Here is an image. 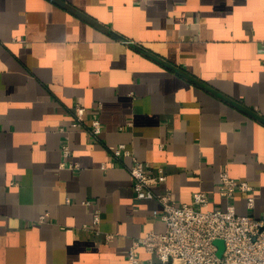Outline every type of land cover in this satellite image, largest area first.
Wrapping results in <instances>:
<instances>
[{"label": "crops", "instance_id": "obj_1", "mask_svg": "<svg viewBox=\"0 0 264 264\" xmlns=\"http://www.w3.org/2000/svg\"><path fill=\"white\" fill-rule=\"evenodd\" d=\"M77 102L99 140L72 126ZM65 142L79 169L60 167ZM120 142L163 167L156 192L223 207L227 169L264 217V0H0V264H129L134 238L165 230L131 159L113 165Z\"/></svg>", "mask_w": 264, "mask_h": 264}, {"label": "built area", "instance_id": "obj_2", "mask_svg": "<svg viewBox=\"0 0 264 264\" xmlns=\"http://www.w3.org/2000/svg\"><path fill=\"white\" fill-rule=\"evenodd\" d=\"M97 107L100 108L101 103ZM89 111L86 105L75 103L71 124L86 129L99 140L103 130L102 121L93 115L89 117V123H85ZM112 154L114 166L120 165L121 159H131L127 168L133 178L135 197L156 198L161 208L154 210V216L166 223L162 232L150 230L133 239L127 253L129 264H264V217L253 216L255 186L249 181L236 179L227 169H223L218 183V192L225 199L223 207H210L211 198L203 190L194 191L190 203L178 202L170 190L162 193L155 190L167 178L163 167L154 173L150 163L138 159L125 142L114 146ZM71 155L70 144L63 143L60 167L79 169V164L71 159ZM238 192L245 193L247 213L237 212L234 200ZM83 202L89 205L92 200L85 199ZM46 214L40 216L41 221L46 218ZM92 220V229L101 233L99 207H94ZM112 238L113 234L106 233V241ZM218 239L224 244L222 254L218 253ZM140 247L144 248L149 257L141 259Z\"/></svg>", "mask_w": 264, "mask_h": 264}, {"label": "rangeland", "instance_id": "obj_3", "mask_svg": "<svg viewBox=\"0 0 264 264\" xmlns=\"http://www.w3.org/2000/svg\"><path fill=\"white\" fill-rule=\"evenodd\" d=\"M216 243L218 245V253L222 254L223 250H224V244L223 241H221L220 239L216 240Z\"/></svg>", "mask_w": 264, "mask_h": 264}]
</instances>
